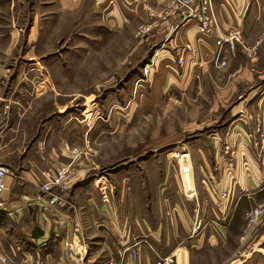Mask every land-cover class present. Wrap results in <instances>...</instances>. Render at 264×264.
I'll list each match as a JSON object with an SVG mask.
<instances>
[{"label":"crops","instance_id":"obj_1","mask_svg":"<svg viewBox=\"0 0 264 264\" xmlns=\"http://www.w3.org/2000/svg\"><path fill=\"white\" fill-rule=\"evenodd\" d=\"M168 2L93 0L106 30L141 22L150 7L163 8L159 15L166 11L153 34L162 47L151 53L150 79L160 94L171 86L186 89L206 72L222 71L212 62L219 35L240 30L251 42L253 36L262 32L260 39L264 34V0H214L219 25L213 34L201 32L196 20H182L169 12ZM187 45L196 46L198 52L189 51ZM228 53L226 81L234 86L233 94L213 96L212 103L229 102V117L195 141L199 157L189 159L195 191L185 188L182 164L164 161L160 164L164 169L157 172L156 161L143 158L146 164L141 166L140 160L124 165L116 176H82L86 167L76 172L66 192V210L47 202L42 184L64 163V143L84 140L88 107L53 111L50 98L52 105L45 110L48 97L33 95L42 90V81L33 85L10 81V93L0 100V163L10 169L0 203L19 214L39 206L40 222L31 232L37 256L41 254L48 264L77 259L63 245L56 250L63 238L75 242V250L85 254L88 264H121L128 256L127 247L136 242L141 264L168 254H175L176 264H264V219L247 231L248 211L264 202V45L250 60L240 48ZM7 70L0 65V74ZM240 86L247 91H238ZM233 141L237 155L232 163L224 158L223 149ZM157 175H164L162 183L168 178L182 180V186L158 190ZM249 233L253 235L247 242Z\"/></svg>","mask_w":264,"mask_h":264},{"label":"rangeland","instance_id":"obj_2","mask_svg":"<svg viewBox=\"0 0 264 264\" xmlns=\"http://www.w3.org/2000/svg\"><path fill=\"white\" fill-rule=\"evenodd\" d=\"M162 9L150 7L141 22L106 30L93 0H0V65L9 68L6 74H0V100L10 93V81L26 80L33 85L38 79L43 88L32 94L48 97L45 110L52 105L50 98L54 100L53 111H80L88 107L84 140L64 143L66 155L62 166L72 163L74 174L86 167L82 176H116L124 165L138 164L143 158L155 160L157 166L153 169L159 172L164 169L160 164L170 160L182 164L185 188L195 191L189 159L199 157L196 139L210 134L213 126H220L229 117L231 104L214 106L212 98L233 94L234 86L226 81L230 63L214 67L223 69L220 72L202 74L186 89L171 86L160 94L150 78L154 61L151 53L163 43L153 35L167 17L166 11L159 15ZM259 35L253 36L251 42L245 39L247 44L257 43ZM263 45L262 41L256 55ZM238 48L250 60L247 51L241 45ZM248 85L245 84L247 88ZM245 86L238 91H247ZM226 145H230V150L225 146L224 158L233 163L237 142ZM73 147L80 150L74 161ZM140 163L146 164L145 160ZM163 178L164 175H157L156 189L182 186V180L168 178L162 183ZM125 186L128 193L132 191L130 182ZM53 206L66 210L68 205ZM26 211L0 212V255L9 258L8 264H37L39 259L47 262L41 254L36 255L31 238L40 222L39 206H30ZM263 219L264 215L258 223H251L248 215L247 231ZM250 235L247 242L253 234ZM60 245L65 250L66 240L60 238L56 250H60ZM125 263L126 260L121 264Z\"/></svg>","mask_w":264,"mask_h":264},{"label":"built area","instance_id":"obj_3","mask_svg":"<svg viewBox=\"0 0 264 264\" xmlns=\"http://www.w3.org/2000/svg\"><path fill=\"white\" fill-rule=\"evenodd\" d=\"M169 12L178 14L182 20L194 19L198 22L200 31L205 34H213L219 25L214 0H169ZM264 41L263 36L254 45L247 44L243 34L240 30H232L225 35H219L216 38V52L213 56V64L217 68H222L227 65L229 61V51H236L239 45L247 51L249 57L253 58L257 53L258 45ZM187 49L195 54L198 52L194 45H187ZM183 57H180V62ZM147 69V68H146ZM88 140V139H87ZM226 150H230V145H226ZM71 152L75 157L80 155V150L76 147L71 148ZM233 153V151H231ZM178 155V153H177ZM72 163L61 166L55 173H53L46 182L42 184V189L47 195V202L52 205L65 206L68 204L65 196L69 191L74 178V170L71 168ZM184 171H188V167H184ZM10 173L9 167L0 163V194L7 188L6 178ZM226 191L223 195L226 196ZM1 205V203H0ZM250 222L258 223L264 215V204L260 207L252 208L249 213ZM75 242L73 240L66 241L67 250L71 255L77 256L70 262H63L59 264H88L85 262V254L82 251L75 250ZM83 249V248H82ZM138 242L127 247V258L125 264H141L139 258ZM9 258L6 255H0V264H8ZM37 264H47L44 259H39ZM148 264H176L175 254L159 255L156 260Z\"/></svg>","mask_w":264,"mask_h":264},{"label":"water","instance_id":"obj_4","mask_svg":"<svg viewBox=\"0 0 264 264\" xmlns=\"http://www.w3.org/2000/svg\"><path fill=\"white\" fill-rule=\"evenodd\" d=\"M3 210H5V208L3 206H0V212H2Z\"/></svg>","mask_w":264,"mask_h":264}]
</instances>
